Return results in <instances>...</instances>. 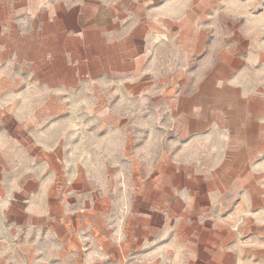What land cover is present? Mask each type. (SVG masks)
<instances>
[{"label":"crops","instance_id":"crops-1","mask_svg":"<svg viewBox=\"0 0 264 264\" xmlns=\"http://www.w3.org/2000/svg\"><path fill=\"white\" fill-rule=\"evenodd\" d=\"M258 2L0 0V264H264Z\"/></svg>","mask_w":264,"mask_h":264},{"label":"rangeland","instance_id":"rangeland-1","mask_svg":"<svg viewBox=\"0 0 264 264\" xmlns=\"http://www.w3.org/2000/svg\"><path fill=\"white\" fill-rule=\"evenodd\" d=\"M250 0H242V3L247 4V2H249ZM256 5V4H255ZM258 7H255V11H260L261 10V0H259L258 2ZM244 31L242 30V33ZM260 52V51H258ZM241 87L243 88V93H244V97H243V101H245L246 103H253V105L248 106V110L252 111L253 113H255L257 115V117H263L264 116V70L262 69L261 65H259V67H255L254 68V76L250 77V76H246V74L243 75L242 79H241ZM250 126L247 127V130H250ZM264 132V130H263ZM99 137H101V135H99ZM149 144V142L144 141L143 143H141L143 149L145 147V145ZM246 144H248L251 148H253L257 153L256 155L253 157L252 156V161H255V165L256 167L259 169V173L260 176L263 178V182H264V140L262 141H256L251 139L249 142H247ZM112 145L115 148H117V141L115 140L113 143H111V149H112ZM106 146H108L107 142H95L93 143V148H95V157L93 159V161L91 163L94 162V166L95 167H100L102 166V164L104 165H108L110 164V167L114 166L116 168V166H118V161L117 158H109L108 156H106L105 158H102L101 155L103 153H107V150L102 149L103 147L105 148ZM196 149V148H195ZM221 149V143H214L212 145H208L205 148V155L206 157H200V158H192L190 156L184 157V158H180L178 160H180L181 163L183 164H187V165H199V166H210L213 165V163H215V161L217 159H215L213 156H210L211 153L217 152ZM117 150H113V153H116ZM187 153H189L190 151L187 149L186 150ZM202 153V152H200ZM108 154H112V152L108 153ZM98 156V157H97ZM109 158V159H108ZM142 162H143V166L146 165L149 162V159H146L145 157L142 158ZM160 160V159H158ZM175 160V159H174ZM130 163L131 164V159H125V162L120 160V165L125 166L126 164ZM90 163H88L89 165ZM113 177L114 181V190L116 189V185L117 183H121L122 182V178L121 175L118 174H114L111 175ZM150 178V174H142V179H147ZM100 184V182L102 181V174L95 172V186H97V181ZM132 180V175L131 173H128L125 175V183H127L126 185V197L127 198H133V188L131 187V181ZM113 190V192H115ZM116 193V192H115ZM117 196V194H116ZM121 196V194H120ZM118 197V196H117ZM264 206V205H263Z\"/></svg>","mask_w":264,"mask_h":264}]
</instances>
